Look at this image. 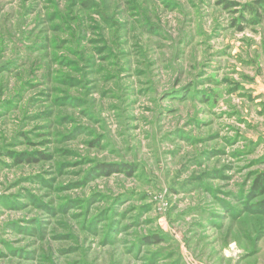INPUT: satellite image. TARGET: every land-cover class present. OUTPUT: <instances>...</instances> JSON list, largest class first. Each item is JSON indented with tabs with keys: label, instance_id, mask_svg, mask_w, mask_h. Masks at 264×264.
Wrapping results in <instances>:
<instances>
[{
	"label": "rangeland",
	"instance_id": "obj_1",
	"mask_svg": "<svg viewBox=\"0 0 264 264\" xmlns=\"http://www.w3.org/2000/svg\"><path fill=\"white\" fill-rule=\"evenodd\" d=\"M256 1L0 0V264H264Z\"/></svg>",
	"mask_w": 264,
	"mask_h": 264
},
{
	"label": "trees",
	"instance_id": "obj_2",
	"mask_svg": "<svg viewBox=\"0 0 264 264\" xmlns=\"http://www.w3.org/2000/svg\"><path fill=\"white\" fill-rule=\"evenodd\" d=\"M255 4L257 5V7H246V10L248 12V14H255L256 13V16L259 18V17H264V2L263 1H256ZM262 8V14L258 13L257 9L258 8ZM241 28V26H240ZM31 160V159H30ZM28 160V161H30ZM125 170V169H128V173L129 175H131V172H132V166L130 167V165H126V164H113V163H106V164H100V165H97L96 166V171L97 172H100V174H104V175H109V174H112V173H116V172H120L122 170ZM262 178L264 179V174L262 175ZM257 182V181H256ZM259 183V181H258ZM262 208V207H261ZM263 212H264V203H263V209H261ZM159 238L156 237L155 239L153 238H150V237H145V241H148V242H159Z\"/></svg>",
	"mask_w": 264,
	"mask_h": 264
}]
</instances>
